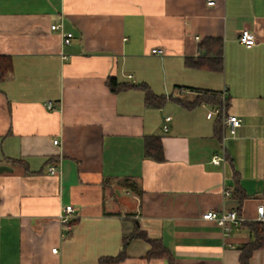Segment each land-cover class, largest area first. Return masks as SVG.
<instances>
[{"label": "crops", "instance_id": "0c3cea01", "mask_svg": "<svg viewBox=\"0 0 264 264\" xmlns=\"http://www.w3.org/2000/svg\"><path fill=\"white\" fill-rule=\"evenodd\" d=\"M207 39L224 43L221 72L188 64ZM0 56L13 63L0 80V264H103L137 227L175 264H241L264 206V0H0ZM110 78L167 101L114 93ZM227 116L242 120L234 136ZM154 137L162 161L146 155ZM210 211L245 221L228 233ZM262 230L248 264H264ZM150 249L133 239L112 264H167Z\"/></svg>", "mask_w": 264, "mask_h": 264}, {"label": "trees", "instance_id": "16d2710c", "mask_svg": "<svg viewBox=\"0 0 264 264\" xmlns=\"http://www.w3.org/2000/svg\"><path fill=\"white\" fill-rule=\"evenodd\" d=\"M201 55L195 60H188V64L192 67H203L208 68L213 71L221 72L223 71L224 66V43L222 40L217 39H207L203 41L200 45ZM13 71V63L10 57L0 56V80H3L11 75ZM108 87L114 93L122 90H128L135 87H140L143 89L145 93V102L149 107L154 108H162L167 98L166 96L156 95L152 90H150L147 86H131L126 83H118L115 78H110L107 81ZM210 93V92H206ZM210 95H217V93H213ZM146 155L151 157L157 161L163 160V147L161 143V139L158 137H154L152 139H148L146 143ZM256 232L257 239L253 243H250L244 247H242V254L240 257L241 264H248L249 260L254 251L260 249L262 247L263 242V224H256ZM133 239H141L151 246L150 251L148 252L147 259H157L162 258L167 261V264H175V260L170 252L163 246V244L158 240H151L148 238L147 234L140 231L137 227L132 235L129 237H125L123 240V251L121 255L114 258H105L103 260V264H112L117 263L123 260L124 252L128 244Z\"/></svg>", "mask_w": 264, "mask_h": 264}, {"label": "built area", "instance_id": "2783aa9c", "mask_svg": "<svg viewBox=\"0 0 264 264\" xmlns=\"http://www.w3.org/2000/svg\"><path fill=\"white\" fill-rule=\"evenodd\" d=\"M207 4L209 6H214L215 0H207ZM52 30H54V31L59 30L60 31V34L63 38V44L64 45H69L71 43V40L73 38V34L64 33L62 30V25L52 26ZM239 41L244 46H246L247 48H252L257 44V40H256L255 35L250 33L248 30H245L241 33V35L239 37ZM153 53L154 54H162L163 51L153 50ZM65 59H67V57ZM47 108L49 110L53 109L52 104L49 103ZM216 113H220V110L211 111L207 117L209 119H211L212 116L215 115ZM166 120L170 121L171 118H167ZM225 125H226L230 135L234 136L237 132V129L242 126V120L240 118H238L237 116H227V118L225 119ZM165 130L167 131L168 128L165 127ZM58 144H59L58 141H54L55 146H57ZM221 161H222V159L216 158L215 160H213V163L219 165L221 163ZM49 174L52 176H58V175H60V170L58 169L57 166H52L49 168ZM225 195L229 196L230 192H226ZM257 212H258L257 221L264 225V206H259L257 209ZM73 214H74V208L72 206H68L63 210L62 214L60 215L61 223L65 226H67V228L70 227V222L73 218L72 217ZM202 218L205 221H212V222L216 223L219 227H221L223 230H225L228 233L231 232V230H232V227L229 226L230 224L237 226V225L242 224L245 221L235 211L227 212V213L224 212L222 214H218L217 212L210 211V212L203 214ZM53 253H57V249H54Z\"/></svg>", "mask_w": 264, "mask_h": 264}, {"label": "water", "instance_id": "95a60500", "mask_svg": "<svg viewBox=\"0 0 264 264\" xmlns=\"http://www.w3.org/2000/svg\"><path fill=\"white\" fill-rule=\"evenodd\" d=\"M2 169H8V168L7 167H4V166L3 167H0V170H2Z\"/></svg>", "mask_w": 264, "mask_h": 264}]
</instances>
